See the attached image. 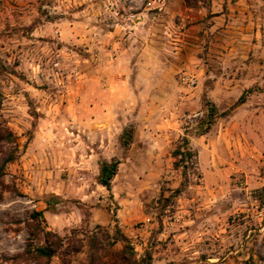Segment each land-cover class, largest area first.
Masks as SVG:
<instances>
[{
	"label": "rangeland",
	"instance_id": "rangeland-1",
	"mask_svg": "<svg viewBox=\"0 0 264 264\" xmlns=\"http://www.w3.org/2000/svg\"><path fill=\"white\" fill-rule=\"evenodd\" d=\"M170 1L0 0V123L17 138L0 141V264H37L14 257L43 241L41 230L62 239L49 264H102L125 244L124 264H264V0L222 1L220 19L212 0H182L175 15ZM193 25L243 29L209 31L211 48L197 53L155 30L162 43L137 64L104 33ZM235 38L249 46L219 63L230 51L219 43ZM193 54L207 64L204 81ZM224 70L234 88L210 92ZM176 121L184 135L166 146L163 166L145 159L134 135L151 123L166 142ZM189 135H205L209 150L189 142L193 155L174 157ZM113 159L108 190L100 162Z\"/></svg>",
	"mask_w": 264,
	"mask_h": 264
},
{
	"label": "crops",
	"instance_id": "crops-1",
	"mask_svg": "<svg viewBox=\"0 0 264 264\" xmlns=\"http://www.w3.org/2000/svg\"><path fill=\"white\" fill-rule=\"evenodd\" d=\"M212 13L216 14L215 18L220 19L221 16H224V14H221L220 7L222 6L223 2H230L232 0H212ZM169 10H171L172 15L182 13L184 14L186 12V8L183 5L182 0H172L169 2ZM183 6V7H182ZM181 9V10H180ZM141 13V12H140ZM144 13V12H142ZM192 19H195L194 17ZM87 20V19H86ZM99 30H101V27H98ZM126 27H115V29H105L104 33H106V36H112L114 45H119L123 47L124 50L120 53V58H122V61H130L134 63H139L140 60L145 59L149 54H153L154 48H158L156 44H161L162 42L157 39V37H163L162 34L158 35L155 30H159L161 32L172 33L175 32V35L177 38H174L172 41V44L174 48H178V46H182L185 50V53H188V49H192L193 53H197L202 50V48H205V45L208 44L209 48H211L210 44L213 43V40H207L205 34H208L209 31L211 32H231L236 34H242V31L240 32L243 27H231L230 25H226V27H200L199 25H193L192 27H161L156 29L154 27H129L131 29H123ZM178 28V29H177ZM90 30L91 28L88 27ZM240 29V30H239ZM176 30V31H175ZM184 30V31H183ZM259 31V29H257ZM126 32V34H125ZM122 33V35L118 36L117 34ZM155 34L156 36H154ZM126 35V38H125ZM181 35V37H180ZM183 35V37H182ZM125 39V40H124ZM128 40V41H126ZM215 43V42H214ZM216 44V43H215ZM254 45L258 46V42H256ZM219 46L224 49H229V52L221 51V53L224 56L219 57L220 60H222L219 63L227 64L224 57L227 55L233 54V49L241 46L248 47V41L243 40L240 38H235L231 40H223L219 43ZM126 53V54H125ZM184 55L183 60L186 59L187 54ZM194 55V54H193ZM211 56V54L209 53ZM232 58V57H231ZM118 59V58H117ZM193 62L194 64H197L198 68H196L197 76L200 80L204 81L205 78H207L208 74V68L207 64L205 62L204 67L201 66V62L203 61L202 57L199 54H196L193 56ZM212 58H207V60H210ZM228 60V59H227ZM204 62V61H203ZM217 79L219 80L216 83V87L211 88L210 92H220L221 94H228L230 93L231 89L234 88L233 81L235 78L232 75V72L224 70L223 72L218 71ZM200 81L197 90L203 91V83ZM239 81V80H236ZM202 83V84H201ZM238 85V84H237ZM236 85V86H237ZM217 105V104H216ZM218 106V105H217ZM179 121V120H178ZM180 122V121H179ZM179 122H174L173 129L170 131L171 138H167L166 142L162 141V136L165 135L166 132L160 130V133L153 129L154 126L149 124H145L146 130L142 135H134V139L136 142L139 140H142V142L145 143L146 147L143 153V157L145 159H151L156 161L155 163L163 166L161 164V161L164 160L167 156V147L170 143L178 140L182 135H184V128L179 125ZM176 124V125H175ZM153 127V128H152ZM162 127V126H161ZM156 133V136L154 135ZM137 136H143V137H137ZM139 138V139H138ZM143 138V139H142ZM170 139V140H169ZM190 146L197 150V152L201 155L203 152H206L209 150V146L211 145L210 139L207 138L205 135L200 136H188ZM172 141V142H171ZM152 146V147H151ZM160 170L163 171V168H160Z\"/></svg>",
	"mask_w": 264,
	"mask_h": 264
},
{
	"label": "trees",
	"instance_id": "trees-1",
	"mask_svg": "<svg viewBox=\"0 0 264 264\" xmlns=\"http://www.w3.org/2000/svg\"><path fill=\"white\" fill-rule=\"evenodd\" d=\"M241 100L243 99H240L239 101L241 102ZM133 132L134 130L132 127L124 129L122 134L124 145H128L132 141ZM0 141L17 144L15 133L2 123H0ZM188 145L189 140L186 136H184L182 144L173 151V156L176 157L180 155L181 160H184L187 156H192L193 153L189 148H187ZM182 147H184L185 150H183ZM14 158L15 154L12 151L9 156L6 157L5 162H11ZM119 164L120 160L118 159H113L111 161L103 160L100 162L99 183L105 186L108 190H111V181L117 174ZM3 166L4 164L0 166V184L4 175ZM177 191L179 192L180 190L178 189ZM36 215L42 216V212L39 211ZM41 232L43 234V241H40V243L37 244L28 243L24 251L14 257L15 260L25 263L29 261H36L37 264H49L51 258L55 256L62 247V239L57 233L52 231L41 230ZM128 248V245L125 244L122 251L115 253V259L113 261H103L102 264H124L127 258L126 255ZM90 264L94 263L90 262Z\"/></svg>",
	"mask_w": 264,
	"mask_h": 264
},
{
	"label": "built area",
	"instance_id": "built-area-1",
	"mask_svg": "<svg viewBox=\"0 0 264 264\" xmlns=\"http://www.w3.org/2000/svg\"><path fill=\"white\" fill-rule=\"evenodd\" d=\"M166 0H155V2H157L158 7L161 8L164 4H165Z\"/></svg>",
	"mask_w": 264,
	"mask_h": 264
}]
</instances>
